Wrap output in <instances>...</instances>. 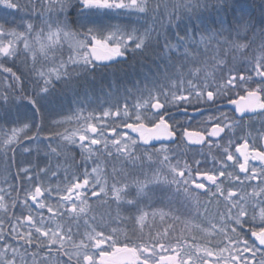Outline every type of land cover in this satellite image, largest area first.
Returning a JSON list of instances; mask_svg holds the SVG:
<instances>
[{
    "label": "snow or ice",
    "instance_id": "1",
    "mask_svg": "<svg viewBox=\"0 0 264 264\" xmlns=\"http://www.w3.org/2000/svg\"><path fill=\"white\" fill-rule=\"evenodd\" d=\"M250 7L0 0V264H264V0L259 19ZM149 55L143 82L77 92ZM58 85L71 105L48 112ZM89 196L115 216L98 221Z\"/></svg>",
    "mask_w": 264,
    "mask_h": 264
},
{
    "label": "rangeland",
    "instance_id": "2",
    "mask_svg": "<svg viewBox=\"0 0 264 264\" xmlns=\"http://www.w3.org/2000/svg\"><path fill=\"white\" fill-rule=\"evenodd\" d=\"M117 19H120V18H117ZM68 54H69V48H68L67 45H65L64 57H63L65 60H67ZM19 64H21V63L19 62ZM151 65H152V62H150L149 66L151 67ZM141 70H143V71H141V75L139 77H134L132 79V82L131 83H129V84L126 83L125 85H131V84L135 83L137 80H140L141 82H143V74L147 72V69L146 68H143ZM242 91L243 90H241V92ZM49 101H50V97H49V99H48L47 102H49ZM47 102H46V104H47ZM17 103H20V102L17 101ZM48 107H50V106H48ZM86 108L88 110H91V107H89L88 105H86ZM64 109L65 108L63 107V105L62 106H55V105L52 106V111H61V110H64ZM21 111L23 112V111H25V109H21ZM85 114H87V111L85 112ZM5 127H7L8 129H10L12 127V125H6ZM63 130H64L63 128L60 129V131H63ZM121 131H122V129H121ZM261 147H264V145H261ZM33 159H34V157H33ZM154 167H155V165H154ZM109 169L112 170V168H111L110 165H109ZM3 181H4V177L3 176H0V184H3ZM5 187H7V185H5ZM130 192L134 196L135 193H136V189L133 187V188L130 189ZM89 200L91 202V214H94L95 215L97 208L100 206V207H105V208L104 209H98V213L95 215L96 217H99V218L103 217L105 220H107L109 211H111V209H112V211H111L112 215L115 216L116 209H115V207L113 205H112V208H109L108 205L103 204L97 198L91 197V196H89ZM156 201L159 202L158 203L159 205L157 204ZM161 202H162V196H161L160 193H157L156 196L154 197L152 203H154L156 207H160L161 206ZM144 204L145 205L148 204V201L145 200V203ZM141 206H143V204ZM106 207H108V208H106ZM17 214H19V213H17ZM97 220H100V219H97ZM156 221H157V225H155V226L156 227H160L161 226V222H160V220H159L158 217L156 218ZM203 223H204L205 226H207V227L210 228V223L208 221L207 222L204 221ZM259 225H260V220H259V218H257L255 224L249 223L245 227H246V229L249 228V227H255V228L258 229L259 228ZM124 229H125V231L127 233L128 229L126 227ZM162 230L163 229L161 228V231ZM181 230H184L185 231V234L187 235L188 230L185 229V226L183 224L178 227L177 234H179ZM192 231H195V232H197L198 234H200L202 236V239H199L200 242H198L201 247H214L215 246V239H216L215 237L210 236V235H206L203 232H199L198 229H192ZM145 234H147V229H145ZM210 241L212 243H209Z\"/></svg>",
    "mask_w": 264,
    "mask_h": 264
},
{
    "label": "bare ground",
    "instance_id": "3",
    "mask_svg": "<svg viewBox=\"0 0 264 264\" xmlns=\"http://www.w3.org/2000/svg\"><path fill=\"white\" fill-rule=\"evenodd\" d=\"M149 56H145L143 58V62H141L140 58H136L133 63H130L125 70H120L117 72V74H107L102 69L98 70L99 73L94 78L86 77L84 78L78 85H77V92L83 93L85 90H87L88 95H92L95 92H101L105 91L108 86H110L113 82H115L117 85L121 84L124 80V73L129 72V77L133 79L134 77H139L141 75V69L146 68L148 71L147 66H141L139 64L148 63ZM138 64V65H136ZM129 78V79H130ZM64 88L56 89V91H62ZM53 94H55V92ZM66 93H69V95H72L71 92L66 91L63 95H66ZM61 98V97H57ZM66 101V98L64 99ZM58 99L57 102L50 99L49 102L46 104V110L48 112L52 111V106H58ZM52 105V106H51ZM50 106V107H48ZM96 106V105H95ZM47 125L48 122L45 123V131H47ZM122 131H126L125 129H122ZM155 224H157V221L155 220Z\"/></svg>",
    "mask_w": 264,
    "mask_h": 264
},
{
    "label": "trees",
    "instance_id": "4",
    "mask_svg": "<svg viewBox=\"0 0 264 264\" xmlns=\"http://www.w3.org/2000/svg\"><path fill=\"white\" fill-rule=\"evenodd\" d=\"M234 2L236 4H240V5H245V6H253L249 8V11L252 12L254 14V16L259 19V12L257 11L255 5L259 4V0H234ZM227 12V18L230 20L231 19V10H225ZM215 12H212L211 14L205 13V17L209 20H214L215 19ZM221 15L223 16L224 13H221ZM16 67L20 69L21 72H24V67L22 65H20L19 63L16 64ZM119 70H121L119 67L118 68H113V69H104L103 71L107 74H117V72H119ZM109 71V72H108ZM97 73H99L98 71L95 72V76L97 75ZM92 78V77H89ZM25 83L27 85V87L29 88V90H31L32 85L31 83H29L28 78H25ZM80 83V82H79ZM78 83V84H79ZM77 84V85H78ZM60 88H64V86L60 87ZM66 91L64 89H62V91H59V96H53L54 101L57 102L58 99V106H67L69 103H71V99H72V95H69V93H66V95H63ZM57 97H61V98H57ZM93 97H99V96H93ZM66 98V101L64 100ZM23 103L26 104V101H24ZM95 104V103H94ZM131 171V170H130ZM136 174V173H133Z\"/></svg>",
    "mask_w": 264,
    "mask_h": 264
},
{
    "label": "flooded vegetation",
    "instance_id": "5",
    "mask_svg": "<svg viewBox=\"0 0 264 264\" xmlns=\"http://www.w3.org/2000/svg\"><path fill=\"white\" fill-rule=\"evenodd\" d=\"M131 60V56L126 60V62L125 63H127V61L129 62ZM125 63H120L121 64V66L123 65H125ZM119 65V64H118ZM233 98H235V99H237V98H239V96L238 95H236L235 94V96L233 95ZM225 103H227V102H225ZM225 108V107H224ZM225 110L227 111V110H230V109H228V108H225ZM194 127H198L197 125H194ZM107 134V133H106ZM250 191V190H249ZM97 219H100V218H97ZM99 221V220H98ZM124 229H122L121 228V240H123L124 239ZM177 235H179V234H177ZM249 235H250V233H249ZM145 236H147V235H145ZM197 242H200V240L198 239V241Z\"/></svg>",
    "mask_w": 264,
    "mask_h": 264
},
{
    "label": "water",
    "instance_id": "6",
    "mask_svg": "<svg viewBox=\"0 0 264 264\" xmlns=\"http://www.w3.org/2000/svg\"><path fill=\"white\" fill-rule=\"evenodd\" d=\"M239 100V99H238ZM240 103H244V101H240ZM228 106L232 109L234 106L233 105H230L228 104ZM127 131V129H125Z\"/></svg>",
    "mask_w": 264,
    "mask_h": 264
}]
</instances>
